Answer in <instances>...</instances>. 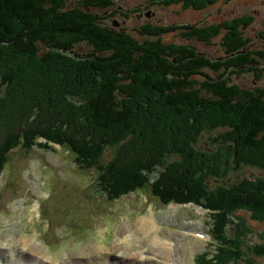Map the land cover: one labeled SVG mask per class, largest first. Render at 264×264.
Here are the masks:
<instances>
[{
    "label": "trees",
    "instance_id": "1",
    "mask_svg": "<svg viewBox=\"0 0 264 264\" xmlns=\"http://www.w3.org/2000/svg\"><path fill=\"white\" fill-rule=\"evenodd\" d=\"M143 1L0 0V175L13 150L67 146L110 200L149 187L165 206L207 210L215 252L196 264H253L264 243L242 212L264 220V178L229 176L264 170V47L253 37L264 31L250 15L128 27L156 5L203 12L219 0ZM215 41L216 58L200 45Z\"/></svg>",
    "mask_w": 264,
    "mask_h": 264
},
{
    "label": "rangeland",
    "instance_id": "2",
    "mask_svg": "<svg viewBox=\"0 0 264 264\" xmlns=\"http://www.w3.org/2000/svg\"><path fill=\"white\" fill-rule=\"evenodd\" d=\"M115 1L133 4V8L142 2L146 4L143 0ZM261 1L219 0L203 12H182L181 7L165 9L156 5L142 15L135 12L127 26L157 21L161 25L217 24L250 15L256 18L252 31H264ZM253 37L263 49L264 38ZM165 39L179 40L172 34ZM214 43L207 47L200 45L216 58L220 47L219 42ZM77 51L87 53L88 48L81 44ZM233 80L249 86L253 76L233 74ZM261 84L264 86V81ZM53 145L52 151L13 150L0 175V264H195L197 256L214 254L215 246L207 235L211 226L208 211L194 204L165 206L149 187L110 200L93 186V171L79 168L67 146ZM111 159L112 151L108 150L104 161ZM229 178L233 181L264 178V170L245 167ZM242 216L252 229L250 239L263 244L264 220H253L246 212ZM144 218H151L156 233L140 232L137 225ZM31 244L42 254L29 250ZM164 244H170V254L163 253ZM139 255L144 257L137 259ZM247 257L253 264H264V257Z\"/></svg>",
    "mask_w": 264,
    "mask_h": 264
},
{
    "label": "bare ground",
    "instance_id": "3",
    "mask_svg": "<svg viewBox=\"0 0 264 264\" xmlns=\"http://www.w3.org/2000/svg\"><path fill=\"white\" fill-rule=\"evenodd\" d=\"M138 227H139V229H140V232H144L145 234L146 233H151V232H155L156 233V227H155V225H154V223H152V220H151V218H144V219H142L141 220V222L137 225ZM138 229V230H139ZM153 236H154V234H153ZM158 237V236H157ZM154 239V238H153ZM154 243H156V242H154ZM25 247H27L26 245H25ZM30 249L29 250H31L32 252H35L36 254H42V251H39L38 249H36V247H35V245H33V244H31L30 246ZM42 248V247H41ZM159 248H161V246L159 245ZM164 252V254H165V251L168 253V254H170L171 252H170V244H164L163 245V248H161ZM153 251H156L155 249L153 250ZM140 256L141 257H144V255H139L138 257H137V259L138 258H140ZM141 259V258H140ZM25 260V259H24ZM174 260V259H173ZM167 261V260H166ZM103 264H105V263H103ZM142 264V263H141ZM144 264H147V263H144Z\"/></svg>",
    "mask_w": 264,
    "mask_h": 264
}]
</instances>
